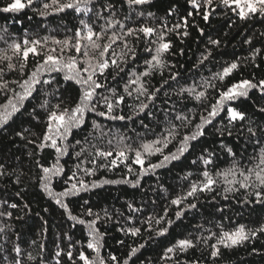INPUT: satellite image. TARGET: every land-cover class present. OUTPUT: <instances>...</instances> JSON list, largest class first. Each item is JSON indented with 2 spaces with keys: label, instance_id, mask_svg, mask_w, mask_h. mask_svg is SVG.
Instances as JSON below:
<instances>
[{
  "label": "trees",
  "instance_id": "16d2710c",
  "mask_svg": "<svg viewBox=\"0 0 264 264\" xmlns=\"http://www.w3.org/2000/svg\"><path fill=\"white\" fill-rule=\"evenodd\" d=\"M11 2L13 0H0V9ZM50 2L51 0H35L31 7L20 12L0 11V36H3L0 39V50L7 49L13 40L22 42L27 38L43 41L47 38V48H56L58 52L59 46L52 43L53 38L63 40L74 36L75 31L82 27L81 20L92 24L97 31L103 23L95 16L96 8L102 6L99 0L89 13L76 12L74 9L63 12L48 9L49 14L41 16L33 11L42 9L43 3ZM105 2L117 5L116 16L122 21L131 15V21H125L128 27L145 24L157 27L166 22L167 27L172 28L187 17V28L181 27L177 31L182 33L186 30L189 35L183 37L169 32L165 37L172 43L170 51L163 56L165 66L154 70L150 77L145 78L151 88H160L161 91L144 113L132 120H112L88 112L81 126L73 127L66 140H58L59 145H67V154L63 156L52 148L43 151L37 148L47 123V112L40 105L47 100L48 110L57 103L62 108H73L79 99L80 87L72 81L64 80L63 73H45L42 79L54 78L53 83L37 85V90L31 96L17 102L24 92L20 84L29 78L42 57L30 54L23 73L15 69L8 70L7 62L0 63V68L5 69L0 82H9L8 89H0V109L10 99L20 109L0 128V165H3L4 172V175H0V264H16L17 260L20 264H83L78 259L81 251L90 259L95 258V250L87 247L91 239L88 235V221L95 219L94 215L87 214L88 209L100 217L95 227L100 234L99 256L104 258L105 264H113L110 260L112 255L117 257L116 264H124L125 260L128 264H185V261L189 264L193 261L196 264H264V233L233 247L217 245L220 249L217 257L211 256V246L217 243L216 237L208 239L207 243L203 239L213 232L217 237L224 231L232 232L240 225L245 226L246 230H255L264 225V202H256L251 190L240 189L225 193L224 189L228 185L215 176L217 171L232 165L233 157L227 153L226 147L232 148L236 159L244 168L253 167L257 162L253 157L264 146V133L260 131L264 128V112L260 111L264 108V93L259 89L250 90L248 97H240L225 105V109L234 107L244 112L245 121L229 124L226 110L222 111L212 124L204 125V135L192 141V147L179 160L157 169L155 173L142 176L137 186L126 182L103 183L134 181L141 171L140 166L133 163L132 154H129L127 161H117V166H111L110 161L116 157L117 147L127 144L133 149L138 148L144 142L160 138L165 129L175 124L178 135L163 149V154L175 152L183 136L196 131L195 126L201 122L200 117L207 116L211 106L217 102L220 91L244 79L253 82L264 80V18L241 21L231 13L225 17L217 7L206 23L202 14L194 11L188 0H149L147 4L134 6L131 11L124 0ZM140 12L144 15L138 16L137 13ZM189 12L193 13L190 17ZM148 13L153 15L148 16ZM199 29H204L203 35ZM128 39L131 44L136 45L135 60L129 59L127 66L122 65L124 71L115 80L111 77L115 69L110 68L105 73L107 87L115 88L118 94H124L123 86L132 72L145 70L144 61L151 59L145 48L155 47L146 44L143 37L139 41L131 37ZM209 39L219 40V46L211 45ZM246 40H251V44L246 43ZM257 48L261 49V53L253 60V50ZM113 49L120 53L119 42L113 45ZM207 51H211V56L201 63L202 54H207ZM8 54L11 55V52ZM72 54L74 53H66ZM234 61L240 64L237 70L224 80L214 79V74L222 72ZM12 63L19 65L20 61L13 57ZM171 75H176V79H169ZM16 81L20 83H14ZM206 81H210L215 87H209L206 97L201 100L194 99L195 93L178 94L181 88L194 87L196 92L202 91ZM134 87L132 86L133 97L125 95V105L121 106L123 111L114 114L131 113L128 105L136 103ZM104 110L103 107H98V111ZM178 114L188 116L191 122L185 126L176 120ZM94 122L100 127L93 128ZM249 126L257 130L256 137H251L247 132ZM18 132H22L24 138L18 136ZM122 137L124 139L121 141ZM257 140L259 144L256 143ZM82 148L84 151L77 157L76 153L81 152ZM97 149L113 150V156L106 159L95 157ZM205 149L214 154L213 164L207 166L197 159L204 154ZM93 158L96 159L95 165L91 163ZM160 159L161 153L147 158L152 163ZM194 160L197 161L195 164L192 163ZM37 162L44 167L58 163L63 169L51 178L50 187L55 193L63 191L78 180H83L89 186L87 190L75 195L60 198L62 203L67 204L71 216L77 217L76 220H72L69 212L55 202L56 197L48 196L43 190V173ZM78 164L79 168L76 167ZM104 164L109 166L102 167ZM129 164L132 166V173L128 172ZM86 168H95V171L86 173ZM206 168L213 173L218 183L213 191L199 193L198 199L189 198L186 203H196L197 208L186 211L177 220V208L170 201L189 190L192 182L202 180L201 173ZM74 172L76 180L69 181ZM187 173L192 175L187 176ZM94 182L97 187H91ZM225 195L227 199L224 198ZM13 204L16 205L15 208L11 207ZM129 204L142 211L131 212ZM165 208L168 209L167 219H172L174 223L166 235L157 236L145 221L149 216H162ZM80 220L85 223H79ZM165 226L167 225L163 221L159 225L153 222L152 228ZM130 227L140 228V234L132 236L127 233L126 229ZM181 239L193 240L196 247L177 253L173 259H162L166 248ZM141 244L144 247L139 248L129 259L131 249ZM17 246L21 249L19 253L14 251ZM70 246L73 252L71 260L66 255Z\"/></svg>",
  "mask_w": 264,
  "mask_h": 264
},
{
  "label": "snow or ice",
  "instance_id": "6c2138e0",
  "mask_svg": "<svg viewBox=\"0 0 264 264\" xmlns=\"http://www.w3.org/2000/svg\"><path fill=\"white\" fill-rule=\"evenodd\" d=\"M35 0H13V2L7 4L4 8L0 9L3 12H20L26 7H31ZM97 0H51L50 3H43L42 9H33V11L38 12L41 16L48 15V9H52L54 12H63L66 9H74L76 12L83 11L84 13H89L93 11V5ZM102 4L101 7L96 8L95 16L99 21H103L99 25V31L93 27L92 24L87 23L85 20H81V28H78L74 36L65 37L63 40L53 38L52 43L59 46V51L56 48H47L48 39L45 38L43 41L39 39L29 40L27 38L23 39L22 42H13L8 45L7 49L0 50V63H6V68L8 70H18L21 73L28 63L29 56L42 57V60L36 63L35 68L31 71L28 79L24 80L20 87L24 90L23 95L18 97V101L25 99L32 95L33 91L37 90L36 86L40 84H52L54 78L42 79L43 74L48 73H63V78L66 81H72L80 87L79 99L73 108L61 107L60 103L52 106L51 110H48V101L45 100L40 107L45 109L47 112V123L46 131L44 132L42 138H40L37 148L43 151L46 148L55 149L56 152L63 156L67 154V145L61 146L58 144V140H66L70 134L73 127H79L84 123L85 116L88 112L97 113L100 117H107L112 120H132L133 117L139 116L140 113H144L146 109L149 108L157 99V94L161 91L160 88H151L147 77H150L154 70L161 69L165 66L163 56L168 53L172 48V43L166 40L165 37L169 32H175L177 35L186 37L189 33L185 30L182 33L177 30L181 27L187 28L188 18H183L181 23H178L172 28H168L166 22H162L160 26L153 27L148 25H140L136 27H128L125 21H131V15L126 16L124 21L116 16L117 5L114 3L105 2V0H99ZM129 6L130 11L134 6H140L149 3V0H124ZM188 3L192 5L194 11L198 14H202V19L207 23L210 16L215 12L216 8L219 7L222 10V14L228 17L229 13L235 15L241 21H247L255 17L264 18V0H188ZM174 11L170 10L171 12ZM107 13V15H106ZM192 12L188 13V16H192ZM138 16H143L144 13H137ZM152 13H148V16H152ZM203 35L204 29H199ZM133 38L137 41L144 38V41L148 45H155V47H146L145 51L149 53L151 59L145 60V70L139 73L132 72L127 83L123 86V93L118 94L115 88L107 87V80L105 73L107 70L115 69L111 73L113 80L119 76L121 72L124 71L122 65L127 66L129 59L135 60L136 58V45L131 44L128 38ZM3 39V36H0ZM119 42L121 46L120 53H117L113 49V45ZM251 44V40L245 41ZM211 45L219 46L220 41L209 39ZM9 51L11 55H9ZM66 53H74L72 55H66ZM261 53V49L257 48L253 50L252 59L255 60L256 56ZM211 56V51H207V54H202L201 63L207 60ZM13 57H16L20 63L19 65L12 63ZM240 67L239 62L234 61L230 63L227 67L223 69L222 72L214 74V79L224 80L229 77L235 70ZM259 67V65H256ZM5 69L0 68V76L3 75ZM171 80L176 79V75H171L169 77ZM14 83H20L16 81ZM165 84L167 81L164 82ZM136 93L134 100V105H128L131 109V113L128 115L124 114H114V112H122V105H125V95L127 97H133V90ZM9 82H0V89H8ZM209 87L214 88L215 85L210 81L205 82L204 90L196 92L194 87L181 88L178 94H193L194 99L201 100L207 95V89ZM259 89L264 93V80H259L258 82H253V80L244 79L237 83L232 84L226 90L219 92L218 100L215 104L211 106V110L208 111L207 116H201V122L195 126L196 131L191 134H186L179 141V147H177L175 152H170L168 154H163V149L171 143L172 139H175L178 132L176 131L177 126L172 124L171 127L165 129L164 133H161L160 138L156 140L144 142L138 148H131L130 145L125 144L123 147H117L116 157L110 161L111 166H117V161H127L129 154H132L133 163L140 166L141 171L137 173V179L126 180V181H103V183H131L134 187L139 184V180L142 176L148 173H155L159 168L165 167L172 161H177L185 152L189 151L192 147L191 142L198 140L200 136L204 135V125L212 124V121L222 112L226 110V115L228 118V123L232 124L234 122H242L246 120V114L234 107H227L225 105L228 102L237 100L240 97H248L250 90ZM100 90V91H98ZM14 91V89L12 90ZM110 93V94H105ZM167 95V93H165ZM143 97V99H141ZM98 107H103L104 111H98ZM20 109L17 107V103L13 100H8L7 104L2 106L0 109V128H3L6 123L11 119V117L19 112ZM35 111V110H33ZM264 112V108L260 109ZM176 120L181 121L185 126L190 123L188 116L183 114H178ZM100 126L93 123V128H99ZM146 127V126H145ZM27 131V130H26ZM260 131L264 133V128ZM247 132L251 137H256L257 130L251 126L247 128ZM166 133V134H165ZM231 135V132L228 133ZM18 136L23 137L22 132L17 133ZM124 138H121V141ZM34 143V141H33ZM79 143V141H77ZM111 143V141H109ZM259 144V140L256 141ZM163 145L162 147L158 145ZM94 147V146H93ZM222 147H226L222 145ZM84 149L81 152H77L76 156L80 157ZM227 153L233 157L232 165L225 169L220 170L215 173L216 177L221 178L220 182L228 185L224 189L225 193L236 192L240 189L246 191L251 190V195L254 196L256 202H264V146L260 147L259 152L253 157L257 161L253 167L244 168L240 165L239 161L236 159V154L233 152L231 147H226ZM155 153H161L162 159L158 160L156 163H152L147 160ZM113 156V150L103 151L97 149L95 152V157L109 158ZM214 154L209 152L207 149L204 150V154L199 156L197 159L202 162L203 165L213 164ZM147 160V166L145 163ZM197 161H192L195 164ZM91 163L96 164V159L93 158ZM38 167L42 170V183L41 187L50 197H56L55 202L65 208L70 215L72 220H76V216H71V212L68 209L66 203H62L61 197H68L75 195L79 191L87 190L88 185L84 183L83 180H78L75 183H71L70 187H66L63 191L59 193L53 192L50 187V181L53 175L58 174L63 171L59 164H54L51 167H44L37 162ZM102 167H108V164L101 165ZM77 168L80 167L78 164ZM128 172L132 173V166L127 165ZM86 173L94 172L95 168L84 169ZM0 175H4L3 165H0ZM192 173H187V176H191ZM203 179L199 182H192L190 184L189 190H187L182 195L170 201L172 206H176L177 211L175 217L177 220L181 219L186 211L197 208L196 203H186L189 198L198 199V194L201 192H211L214 190V186L218 183V180L214 178L212 172L207 170V168L201 173ZM229 177H231L229 179ZM239 177V178H237ZM76 180V173L74 172L69 181ZM19 182V181H17ZM79 185V187H78ZM239 185V187H236ZM97 183H92L91 187H97ZM227 199V195L224 196ZM245 202H250L245 200ZM11 207L15 208L16 205L13 204ZM129 209L131 212H140L142 209L133 207L129 204ZM222 211V210H221ZM88 215H94L95 219L88 221L89 232L88 235L91 239L87 243L89 249L95 250L97 256L90 259L83 251L79 253L78 259L83 261V264H105L103 257L99 256L100 252V234L99 230L95 227L97 220L100 219L98 214L92 212L88 209ZM10 215V213H9ZM168 209L165 208L164 214L160 217L149 216L146 218V223L149 225V229L155 231L157 236H164L168 233L169 228L172 226L174 221L172 219H167ZM164 222L167 226L159 229H153V222L159 225ZM79 223L84 224V220H80ZM222 227V225H221ZM124 231V229H122ZM127 233L132 236H137L140 234L141 229L138 227H130L126 229ZM264 233V225H261L255 230H246L245 226L240 225L234 231L228 232L224 231L222 235L216 236V233H210L208 237L203 238L204 242L207 243L208 239L216 237L217 243L213 244L211 247L213 251L211 256L217 257L220 255V249L217 245H224V247H233L248 241L250 238H255L258 234ZM70 239V238H69ZM123 243V241H120ZM70 249L67 251L66 255L69 259H72L73 252ZM144 245L141 244L137 248H132L129 259L134 255L139 248H143ZM196 247V243L191 239H181L177 241L174 245L167 247L164 251L162 259L169 260L173 259L177 253L187 252L189 249ZM14 251L19 253L21 249L17 246ZM60 252H57V256ZM33 259V257H29ZM111 262L116 264L117 257L112 255L110 257ZM16 264H20L17 260ZM75 264V262H73ZM124 264H128L125 260ZM185 264L189 262L185 261ZM192 264H196L195 261Z\"/></svg>",
  "mask_w": 264,
  "mask_h": 264
}]
</instances>
